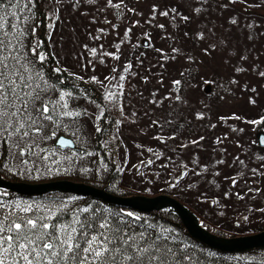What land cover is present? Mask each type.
<instances>
[{
    "label": "rangeland",
    "instance_id": "374dc122",
    "mask_svg": "<svg viewBox=\"0 0 264 264\" xmlns=\"http://www.w3.org/2000/svg\"><path fill=\"white\" fill-rule=\"evenodd\" d=\"M38 1L45 11L49 45L54 55L68 70L76 76H82L84 81H91L92 77H96L97 81H104L105 84H109L105 77L118 78L121 74L125 76V80L120 82L123 84V95L119 98L123 112L111 109V113L121 121L117 134L124 150L120 154L117 145L113 149L117 151L118 161L124 164V177L138 179L146 184L175 185L181 174L186 172L189 176H182V182H196L197 185L193 189L197 193H206L209 183L216 178L236 188V185H233V180H236L233 175L235 167L230 161L244 152L251 153L255 148H259L256 135L264 132L257 130L256 124L248 123L264 117V77L259 75L264 72V0H247V3L245 0L235 3L232 0H208L207 5H221L222 18L229 14L239 20V26H235L237 36L232 31L215 32L218 26L224 31H229L230 28L222 24L213 27L206 22L201 24L204 20L202 18L201 22H195L199 41L194 50H191V45L187 46L186 42L182 43L184 37H178L175 26L170 27V19L157 22V35L147 30L151 23L145 25L143 21V18L148 19L147 8H152L156 2L159 5L164 4L156 0H123L122 3L121 0H112V4H121L119 10L106 6L107 0H94L92 4H89L88 0H79L78 3L75 0H60L59 3L57 0ZM168 2L170 4L166 5L168 7L165 11H169L171 16L172 10L177 9L176 16L182 22L185 9L183 4H198L197 7L206 9L205 6L199 5L200 0ZM137 8L139 10L136 12ZM53 11L56 16L50 21L48 16ZM158 16V19L162 17ZM192 16L194 17L193 14ZM196 18L197 14L193 21ZM213 20L216 21L217 18ZM75 21L79 24L78 27L71 26ZM50 23L54 25L51 29L48 27ZM248 24L253 27H247ZM158 25H164V28ZM127 29L131 31L125 35ZM211 39L212 42L209 41ZM116 45H119V51ZM92 48L97 50L95 57L89 52ZM173 48L178 51L172 52ZM156 49H161L162 53ZM104 52L115 53L120 59L103 56ZM241 56L246 59H240ZM101 58L103 63L98 62ZM129 63L132 67L126 72L124 68ZM113 67L116 68L115 72L112 71ZM236 68L243 71L237 72ZM183 78L185 81L182 80L178 88L173 86L174 80L181 81ZM230 78H234L238 83H231ZM116 83V80L112 81V84ZM93 84L98 86L99 94L103 97L104 88L99 83ZM113 90L119 91L118 88ZM176 95H180L182 99H165ZM82 111L96 113L98 110L96 105L88 102ZM197 113L210 121L213 132L206 134L188 128L189 130L181 131L180 135L176 134L179 139L193 138L192 143L201 137L207 138L208 143H194L198 145L197 149L192 150L191 146H186L188 142L184 139L177 143L163 138L155 142L156 138L151 136L152 132L148 127L155 130L154 126L160 125L167 131H172L177 119H180V122L183 119L185 125H190L191 128L192 124L200 125L201 119H197ZM85 116V123L93 130L99 119L96 115ZM236 116L241 119H235ZM188 140L190 143V139ZM112 145L113 143L110 146ZM152 145H157L160 150L150 156L147 148L151 152ZM196 154L201 158L198 162L192 161ZM207 154L214 157L215 161L209 162L213 166L211 174H202L197 169L199 165L203 169L207 167L208 162L203 158ZM149 160L153 161L151 165H148ZM221 160L224 163H218ZM246 160L248 161H245L244 167L248 175L252 172L264 173V169L255 160ZM255 188L254 194L264 197V185H255ZM246 206L253 209V215L247 214L248 219L244 216ZM234 208L236 209L227 207L232 223L240 227L258 224L264 217V211H260L264 209V198L246 201L242 209H239V204H235ZM238 236L243 235L236 237Z\"/></svg>",
    "mask_w": 264,
    "mask_h": 264
},
{
    "label": "snow or ice",
    "instance_id": "6c2138e0",
    "mask_svg": "<svg viewBox=\"0 0 264 264\" xmlns=\"http://www.w3.org/2000/svg\"><path fill=\"white\" fill-rule=\"evenodd\" d=\"M75 2L78 3L79 0ZM207 2L208 0H200L201 4ZM88 3L92 4L94 0H88ZM34 4L35 0H0V149H3L0 152V172L32 175L41 174L42 169L47 173L70 170L73 161L69 156H63V161L66 162L63 163L52 159L59 153V148L44 147L49 139V129L59 128L65 121L76 125L85 115H96L103 120L104 112L109 109L123 112V106L119 102L123 95V84L120 83L125 80L123 74L118 78L105 77L109 84L97 81L96 77L91 78L93 83H99L104 88V104L92 101L96 104V113L81 112L72 106L75 99L73 92L77 85L73 83L69 90L60 75L53 81L46 72L48 54L38 51L39 42H27L36 33V25L32 23L36 15L33 12ZM106 6L119 10L121 4H112V0H107ZM152 11H157L155 6ZM194 11L198 13L200 8L197 7ZM177 12V9H173L171 16L169 11L160 12V15L175 19ZM55 16L56 12L53 11L48 19L51 21ZM182 18L190 20L189 16ZM228 23L239 26L237 18H230ZM246 26L253 27L252 24ZM48 27L51 29L54 25L50 23ZM158 27L164 28V25ZM130 31L131 29H127L125 35ZM184 34L187 35V32ZM116 48L119 51V45ZM156 51L162 53L161 49ZM177 51L172 49V52ZM89 52L95 57L97 50L92 48ZM102 55L120 59L115 53L104 52ZM240 59L246 57L241 56ZM98 62L104 61L101 58ZM131 67L130 63L127 64L124 71H129ZM63 71L65 70L59 67L54 69L57 74ZM112 71L115 72L116 68L113 67ZM235 71L243 69L236 68ZM69 75L76 80H83L82 76H76L75 73ZM259 75L264 77V72ZM113 80L117 83L112 84ZM230 82L238 83L234 78H230ZM172 83L177 88L181 85L180 80ZM117 88L119 91L113 90ZM165 99L180 101L182 98L176 95ZM203 118L202 114L197 113V119ZM235 119L239 120L241 117L236 116ZM114 123L119 125L121 121ZM248 123L264 124V117ZM96 131H102L101 127L97 126ZM172 138L174 137L170 136L165 139ZM261 143H264V139ZM59 145L65 146V141L60 139ZM235 159L239 160V157ZM152 163V160L148 161V165ZM218 163L222 164L224 161ZM240 163L243 164V161ZM184 175L187 173L181 174ZM235 183L233 180L234 186ZM8 196L6 191H0V264H185V261L191 259L188 246L180 247L179 244L183 241L178 243V237L171 229L131 211H113L92 204L72 206L75 197L69 200L57 198L47 202H29L8 199ZM233 259L238 264H264V257L259 261L243 257Z\"/></svg>",
    "mask_w": 264,
    "mask_h": 264
},
{
    "label": "trees",
    "instance_id": "16d2710c",
    "mask_svg": "<svg viewBox=\"0 0 264 264\" xmlns=\"http://www.w3.org/2000/svg\"><path fill=\"white\" fill-rule=\"evenodd\" d=\"M156 1L162 2L164 4L159 5L156 2L154 6L156 7L157 11L153 12L152 8H147L148 19L143 18L145 25L151 22L150 25L147 26V30H149L153 35L159 34L157 29V22H160L164 19H170V27L172 28L173 26H175L176 31L178 32V37H184L182 43L186 42L187 46L191 45V50H194L197 47L199 41V37L197 36L198 29L195 30V22H201L200 20H202V18L204 20L201 22V24L206 22L211 24L212 27L216 24H222L230 28L229 31H224L221 26H218L215 32L222 31V33H229L230 31H232L236 35L235 26L228 23L229 19L233 18V16L226 14L225 18H222V12L220 11L221 5L211 6L207 5L206 3H199V5L205 6L206 9L200 7V12L197 13L194 11V9L197 8L198 4L194 6L192 4H183V6H185L183 15L189 16L190 18L192 17V20H184V22H182L179 21L176 15L175 19L160 15V12L165 11V8L168 7L166 5L170 4L168 2L170 0ZM188 1L192 0H180L181 3ZM159 9H161L160 12ZM138 10L139 9L137 8L136 12ZM33 12L36 13L32 21V23L36 25V33L35 37H29L27 42H39L40 48L38 49V51H43L48 54V60L46 61V72L52 77V80L55 81L57 75H60V78L64 80L65 85H67L69 90H71L73 83L77 85L76 89L73 92L75 99L72 101V106L81 112H83L82 108L84 107V105L88 102L92 103L93 100L96 101V104L103 105L104 101L102 99V96L99 94L100 91L98 86L94 85L91 81L76 80L75 77L70 76L69 73L74 72L68 70L65 65L54 55L49 45L45 11L42 9L38 0H35ZM192 14L194 15V17L195 14H197V18L194 21V17L192 16ZM158 15L162 17L158 19ZM214 18H217V20L214 21ZM78 25L79 24L76 21L71 23V26L78 27ZM185 32H187V35L184 34ZM209 41L212 42L213 39ZM57 67L64 69L65 71H63L61 74H57L54 72V69ZM182 80L184 82L185 78L181 79V82ZM116 118L117 116L113 115L111 113V109H109L104 112V119H99L97 125L94 126L93 130H90L88 125L85 123V120H87L86 116H82L76 125H71L70 121H65L59 128L49 129V139L44 147L53 149L59 148V153L55 157H52V159L60 160L63 163H66L63 161V156H69L73 161L70 170H62L59 172L53 171L52 173H47L42 169L41 174L32 175L19 173L14 174L3 171L0 172V175L10 181H21L27 183H41L60 179L84 182L96 187L105 188L107 192L117 196H156L159 194H167L176 198L188 208H190L198 216L201 224L208 231L218 236H246L264 230V217L258 224L253 223L252 225H244V227H240L229 220L227 212V207H231L234 210L236 209L234 208V205L239 204L241 207L239 209H242L243 205L246 204V201L252 202V200L255 198H264L260 194H254L256 193L255 185H264V180H262L264 178V173L252 172L250 173V175H248V171L244 167L245 161H248L246 159L251 158V161L255 160V162L259 163V165L264 169V159H261L264 158V148H255V150L251 153L244 152L240 155L239 160L234 159L230 161L231 165L235 167L233 170V175L236 179V188H233L230 185H226L224 182L216 180V178V182L212 181L211 183H209V188L207 189L206 193H197L193 189L197 185V183L194 182L187 184V182H182V176H180L176 180V184L174 187L168 185L167 183H159V185L146 184L138 179H129L128 177H124V164L118 161L117 151L113 149L117 145L120 154L123 153L124 150L121 145V138L117 134L118 129L120 128L114 123L115 121H117ZM261 118L259 120H261ZM177 120V123L181 124L176 123V126L172 131H167L165 127H161L160 125H155V130L151 127H148L150 132H152L151 136L153 138L160 137L159 141H161L162 138L165 139L167 137L166 135H168V137L171 136L174 138L165 140L170 142L174 141L176 143L182 142V140L184 139V141L187 140L186 142H188L186 146H191L190 148L193 150V148L197 149L198 145L192 143L191 141L193 138L190 137L179 139L177 135H180L181 131L190 128V130H200L205 132L206 134L213 132V125L207 119H202L200 121V125L192 124V128L190 125L186 126L183 119H181V122L180 119ZM168 122H170L169 119ZM97 126L101 127L102 131L97 132ZM256 128L259 131H264V124H256ZM61 135L69 138L74 143V148L63 149L56 146V140ZM188 139H190V143ZM154 141L158 142V139H154ZM154 141L151 140V142ZM203 141L205 143H208L207 138H203L202 140L199 139L198 143H201ZM112 143L113 145L110 146ZM159 150L160 147H158L157 145H152L151 152H149V148H147L148 154L150 156L155 155ZM0 152H3V149H0ZM81 153H83V155H80ZM203 158L204 160H206V162H208V164L206 165L207 167L203 169L201 165H199L197 170L202 174H211V169L213 168V166L209 164V162L215 161V159L208 154ZM200 159V156L196 154L194 155L192 161L198 162L200 161ZM240 161H243V164H241ZM50 162L51 161H49V163ZM85 169H87V171H85ZM185 176H189V174ZM192 177L197 178V176ZM7 193L9 194V196L7 197L8 199H20L29 202H47L49 200H54L57 198L69 200L70 198L75 197L76 200L72 202V206H75L77 204L79 206L92 204L93 206L99 205L101 208H108L113 211L123 210L139 214L142 217L149 219L150 221L159 222L161 225L171 229L178 237L177 242L179 243L180 241H183V243L179 244L180 247L183 248L185 245L188 246V255L191 257V259L185 261V264H238V262L233 259L234 257L254 258L256 261H259L261 257H264V249L254 250L246 253H224L211 249L189 236L186 229L175 215L163 211L143 213L117 205L108 204L98 199H92L90 197H84L74 194L53 193L41 197L25 198L9 192ZM226 193L227 196L225 195ZM209 205H211L212 207H208ZM244 209L246 210L244 211V216L247 217V219V214L253 215V209L250 206H246L244 207ZM260 214L263 216L262 213ZM209 253H214L215 255L211 256L209 255Z\"/></svg>",
    "mask_w": 264,
    "mask_h": 264
},
{
    "label": "water",
    "instance_id": "95a60500",
    "mask_svg": "<svg viewBox=\"0 0 264 264\" xmlns=\"http://www.w3.org/2000/svg\"><path fill=\"white\" fill-rule=\"evenodd\" d=\"M60 139L65 141V146L59 145ZM262 139H264V132H259L256 135L257 145L264 148V143H261ZM56 146L63 149H72L74 148V143L69 138L59 136L56 140ZM0 190L25 198L41 197L53 193L74 194L98 199L108 204L143 213L163 211L175 215L189 236L211 249L224 253H246L264 249V230L246 236H218L208 231L190 208L167 194L151 197L144 195L117 196L107 192L105 188L96 187L84 182L60 179L41 183H27L10 181L1 175Z\"/></svg>",
    "mask_w": 264,
    "mask_h": 264
}]
</instances>
